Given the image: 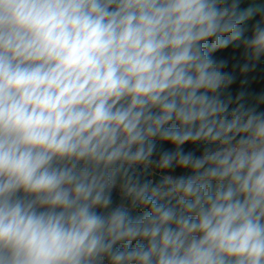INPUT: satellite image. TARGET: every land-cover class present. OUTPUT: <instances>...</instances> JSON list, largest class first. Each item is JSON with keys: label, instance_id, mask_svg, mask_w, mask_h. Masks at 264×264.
Segmentation results:
<instances>
[{"label": "clouds", "instance_id": "obj_1", "mask_svg": "<svg viewBox=\"0 0 264 264\" xmlns=\"http://www.w3.org/2000/svg\"><path fill=\"white\" fill-rule=\"evenodd\" d=\"M0 264H264V0H0Z\"/></svg>", "mask_w": 264, "mask_h": 264}]
</instances>
